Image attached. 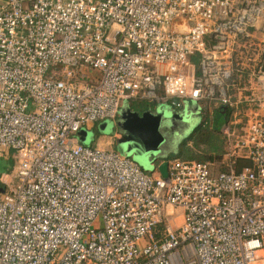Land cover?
<instances>
[{
  "label": "built area",
  "instance_id": "1",
  "mask_svg": "<svg viewBox=\"0 0 264 264\" xmlns=\"http://www.w3.org/2000/svg\"><path fill=\"white\" fill-rule=\"evenodd\" d=\"M263 21V0H0V264H264ZM131 100L228 107L227 170L164 180L79 143Z\"/></svg>",
  "mask_w": 264,
  "mask_h": 264
},
{
  "label": "water",
  "instance_id": "2",
  "mask_svg": "<svg viewBox=\"0 0 264 264\" xmlns=\"http://www.w3.org/2000/svg\"><path fill=\"white\" fill-rule=\"evenodd\" d=\"M172 32L185 34L188 32V26L184 19H178L173 22ZM185 105L180 113H175L162 105L156 106L155 109H148L143 113L132 111L129 105L122 107L119 120L114 124H102L99 129L101 132L111 133L113 126L120 129L127 149L132 153V157L145 161L152 166V172L156 170L159 175L167 180L168 162H157L163 158V147L167 139L176 136L175 125L181 121L189 120V111ZM199 113V112H197ZM196 112H194V115ZM196 116V115H195ZM79 135L86 140L88 133L81 129ZM170 136V137H168ZM92 140V139H91ZM131 157V158H132ZM0 192H2L0 190Z\"/></svg>",
  "mask_w": 264,
  "mask_h": 264
},
{
  "label": "rangeland",
  "instance_id": "3",
  "mask_svg": "<svg viewBox=\"0 0 264 264\" xmlns=\"http://www.w3.org/2000/svg\"><path fill=\"white\" fill-rule=\"evenodd\" d=\"M257 41V40H256ZM258 42V41H257ZM256 42V43H257ZM262 47V44H260ZM261 52V51H260ZM145 103H147L149 105L150 108H154L158 105H151L148 101H144ZM144 102H140L141 104H145ZM129 104V103H128ZM146 105V104H145ZM186 109L189 111V120L188 121H181L179 123H177L175 125V131H176V136L174 137H170L169 139H167V143L166 145L163 147L164 149V154L163 157L166 155L169 156V161L172 160V158L174 157V155H176L177 153V147L179 145V143L185 139L191 132L192 130L198 126L200 124V121L202 120L201 117H203V115L201 116V112L202 109L205 108V110L208 112V116L212 117L213 114V110L215 108H217V106L219 105V102L217 101H210L207 100L206 102H202L200 105L196 102H192L190 104H186ZM163 107V106H162ZM201 109V111H200ZM194 112H196V116L194 115ZM199 112V113H197ZM230 119V118H229ZM229 121V120H228ZM107 123V125H111L114 123L113 121L107 120V121H102L99 122L97 124L94 125V128L91 130H86V132L88 133V138L86 140H84L79 134H78V141L80 144L86 146V147H90V146H97L100 143H105L106 141L110 143H112L113 145L111 146V148L123 155H126L128 157H132V153L127 149V144L124 140V138H122L123 136H119L116 140L114 138H112V134H122V132L120 131V129H118L117 127L112 128V132L111 133H106V132H101L99 127L104 124ZM226 124V123H225ZM224 119L223 116L221 114L216 115L215 117V122L213 124L214 130L215 131H220L221 129L224 127ZM84 129V128H83ZM92 139V140H91ZM109 144V143H108ZM226 146H224V151L226 153ZM196 154H198L197 151H195ZM4 155L7 156L8 152L6 150L3 151ZM13 154V151H10V156ZM181 159V158H180ZM132 160L145 172L151 173L152 172V166L145 162V161H141V160H137L135 158L132 157ZM12 164L9 161H0V173L3 174H7L10 178V182H15L16 178L14 176V173L11 170ZM1 188V187H0ZM175 213H177V211H175ZM180 224V218L176 217V223L175 225L178 226Z\"/></svg>",
  "mask_w": 264,
  "mask_h": 264
},
{
  "label": "trees",
  "instance_id": "4",
  "mask_svg": "<svg viewBox=\"0 0 264 264\" xmlns=\"http://www.w3.org/2000/svg\"><path fill=\"white\" fill-rule=\"evenodd\" d=\"M191 62L195 66L197 71V59L195 57L191 58ZM140 102L144 101H136L131 100L129 102V107L132 111H146L150 107L147 103L144 105ZM208 112L202 109L201 116L203 115L200 124L196 126L192 132L183 139L178 147L177 153L174 155L172 159L181 158L185 161H198L202 163L210 162L212 164L211 173L216 174L223 171H226L227 168L224 163V146H225V137L220 131H215L213 124L215 122L216 115L221 114L224 119V124L230 118V110L228 107H223L220 104L213 110L212 117L208 116ZM198 154H196V152ZM169 156L166 158V161H169ZM159 162H161L159 160ZM157 162L156 165L159 164ZM251 165L250 161L243 158H236L234 167L235 171L239 172L245 167H249Z\"/></svg>",
  "mask_w": 264,
  "mask_h": 264
},
{
  "label": "crops",
  "instance_id": "5",
  "mask_svg": "<svg viewBox=\"0 0 264 264\" xmlns=\"http://www.w3.org/2000/svg\"><path fill=\"white\" fill-rule=\"evenodd\" d=\"M264 1V0H263ZM263 29H264V21L263 22H260L257 26H256V30L254 32V37L259 40V41H264V33H263ZM94 76L96 74H93ZM196 115V114H195ZM94 127V126H93ZM112 138L115 139V134L113 133ZM109 143V144H108ZM113 144L109 142H105V143H100L98 144L96 147L100 148V149H104V150H113L111 148Z\"/></svg>",
  "mask_w": 264,
  "mask_h": 264
},
{
  "label": "flooded vegetation",
  "instance_id": "6",
  "mask_svg": "<svg viewBox=\"0 0 264 264\" xmlns=\"http://www.w3.org/2000/svg\"><path fill=\"white\" fill-rule=\"evenodd\" d=\"M154 108H155V107H154ZM154 108H151V109H153V110H154ZM149 109H150V108H149ZM136 112H139V113L141 114V113H143L144 111H143V112H140V111H136ZM117 134H118V133H117ZM122 138H123V137H122Z\"/></svg>",
  "mask_w": 264,
  "mask_h": 264
}]
</instances>
